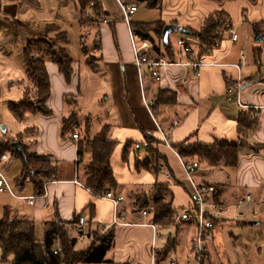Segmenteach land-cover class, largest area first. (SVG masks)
I'll return each mask as SVG.
<instances>
[{
  "label": "crops",
  "instance_id": "1",
  "mask_svg": "<svg viewBox=\"0 0 264 264\" xmlns=\"http://www.w3.org/2000/svg\"><path fill=\"white\" fill-rule=\"evenodd\" d=\"M78 2L0 0V140L12 143L20 137L29 152L47 158L58 168L57 176L46 182H52L47 185V200H37L32 206L10 196L11 204L0 205L10 208L15 219L34 222L39 240L44 238L47 224L67 223V230L75 241L74 250L80 251L81 245L86 249L93 234H105L103 229L111 226L114 207L111 202L85 189L82 183L84 165L90 160L91 153L86 152L83 163L78 165V144L84 140L93 141L107 128L109 141L116 145L110 164L118 187L112 191L125 198L120 210L128 224L111 228L115 234L114 246L108 251L107 259L112 261L111 264H152L154 253L157 264H187L193 258L195 227L155 224L152 215L145 218L140 212L133 211V201L138 195H145L151 201L153 187L162 184L169 188L170 194L165 198L172 201L173 214L186 210L190 206L191 187L174 147L238 141L239 121L250 115L258 123L240 138L245 141V147L241 149L238 167L201 164L195 177L199 183L215 184L218 191L214 200L226 210V219L217 224L213 242L209 245L206 264H264V110L257 118L253 110L242 109L237 103L227 101L229 86L241 78L244 103L264 105V41L255 42L257 32L253 29V25H259L264 30V0L254 4L248 0L221 3L215 0H159L160 9L155 8L159 15L155 22L198 30L210 15L225 12L231 28L225 30L217 47L200 54L202 60L217 62L216 66L207 67L200 79L182 86L179 81L184 76L191 77L190 70L171 67L163 72L161 81L154 80L146 72L143 87L134 65L120 3L100 0L102 9L113 19L110 24H104L102 17H95L93 5H90L88 13L92 22L81 27ZM133 29L137 41H143V34ZM230 30L238 35L237 42L231 41ZM178 34L175 44L170 36L172 46L184 38ZM85 35L89 37L85 38ZM37 40L46 41L53 47L54 55L47 52L38 58H44L50 80L51 96L46 106L51 115L27 113L19 120L10 111V106H19L35 91L28 78L25 52ZM149 41L153 49L147 53L153 57L166 56L157 40ZM83 49H86L85 53ZM60 51H64L72 62L69 79L56 63L61 59ZM232 64L243 65L238 71L229 66ZM143 89L151 112L143 101ZM164 90L173 92V102L165 96L159 102V94ZM73 112L77 114L78 122L63 132V120ZM157 125L168 135L173 150L164 144V135ZM87 126L89 133L85 130ZM76 133L78 140L72 138ZM146 136L159 140L156 148L166 160L170 179L162 170L155 173L137 168V164L156 163L147 149ZM135 144H141L143 148L137 150ZM0 167L14 191L24 196H37L31 182L22 191L16 186L15 179L23 171L19 160L11 158L8 163H0ZM248 193L254 200L239 210V201ZM4 194H0V201ZM44 204L48 208H43ZM239 211L244 216H254L248 222L234 221ZM80 217L85 218L88 225L83 232L75 226ZM251 221H257L258 225H249ZM151 224L156 226V233ZM175 239L176 243L171 244ZM167 248L170 252L165 257L161 252ZM1 257L0 250V264H9L2 263Z\"/></svg>",
  "mask_w": 264,
  "mask_h": 264
},
{
  "label": "trees",
  "instance_id": "2",
  "mask_svg": "<svg viewBox=\"0 0 264 264\" xmlns=\"http://www.w3.org/2000/svg\"><path fill=\"white\" fill-rule=\"evenodd\" d=\"M94 2L92 9L93 15L97 18L102 17V6L100 0H79L78 9L80 11L81 27L92 22V16L88 13L91 2ZM137 1L139 5L143 4L148 9L159 8V0H124V5H135ZM219 3L230 0H215ZM251 3H256L257 0H248ZM133 2V3H132ZM132 26L140 31L144 40H151L155 42L156 39L161 44V50L170 59H174L172 52V45L169 41L165 44L162 40V32L166 25L161 21L155 23H136ZM230 18L225 12H216L210 15L205 23L198 30L185 29L184 37L193 45L198 46L199 53L208 51L217 47L224 38V32L229 30ZM253 29L260 35L264 34L259 25H253ZM154 32L156 38H150L146 34ZM85 35V38H88ZM60 38V36H59ZM49 46V53L53 54V47L47 43L41 42ZM156 48V52L160 53V49ZM86 49H83V53ZM61 59L56 63L59 66L60 72L67 78L71 76L72 62L66 57L64 51H60ZM25 60L28 69V78L35 86L36 96L38 99L37 105L33 106L29 101H23L19 106H10V111L13 115L21 120L27 113H41L50 116L51 112L47 110V101L51 96L50 80L45 68L44 58L31 60L28 51L25 52ZM263 81V80H262ZM261 81V82H262ZM173 92L168 90L161 91L159 94V102L163 101L165 96L168 101H174ZM29 93L27 92V96ZM254 119V118H253ZM78 122L76 113H72L69 118L63 120L62 130L72 129ZM257 120H252L250 115L243 116L239 121V137L244 138L247 131L254 129L257 126ZM89 133V126L85 128ZM238 141H220L213 145H179L174 149L178 152L180 157L186 162H190L197 158L201 164L210 167H228L237 168L239 165V156L241 149L245 147V141L240 139ZM19 143L22 152L13 145ZM147 149L151 156L155 158L153 163L137 164V168H144L146 170L158 173L166 166V160L159 154L156 144L159 140L146 136ZM115 143L109 141V130L104 128L93 141L84 140L78 144V165L84 161L86 152L90 151L91 158L84 165V178L82 183L88 191L96 196L104 194L106 189H116L118 183L115 180L113 171L111 169V156L115 149ZM10 153L12 159L19 160L23 165L22 174L15 179V184L21 191L24 189L25 182L29 180L35 188L37 195L44 192V184L57 176V166L43 156L36 153H31L28 146L21 142L18 137L16 141L3 142L0 140V157ZM218 188L216 187V192ZM170 194L169 188L166 185L158 184L152 189L151 201L147 197H136L134 206L137 212H142L150 205H154V212L152 213L153 221L159 225H173V209L172 201H166V196ZM185 224V223H183ZM183 224H179L182 226ZM179 230V229H178ZM67 230V223L51 222L47 224L44 238L42 240L36 237L35 223L28 220H17L11 216L10 208H4V216L0 219V250L2 253L1 262L9 264H111L112 261L107 259V253L114 246V231L110 230L105 234H93L91 244L84 250H74L75 241L70 238ZM97 237V239H96ZM96 239V240H95ZM60 246L61 252L55 254L54 250ZM170 250L164 249L161 254L166 255ZM11 259V260H10ZM157 264V260H155Z\"/></svg>",
  "mask_w": 264,
  "mask_h": 264
},
{
  "label": "built area",
  "instance_id": "3",
  "mask_svg": "<svg viewBox=\"0 0 264 264\" xmlns=\"http://www.w3.org/2000/svg\"><path fill=\"white\" fill-rule=\"evenodd\" d=\"M121 5V11L123 14V21L126 23L130 42L134 54V65L137 68L140 84L143 87L144 77L146 72L156 81H161L163 78V72H166L171 67L183 68L185 70H190L191 77L184 76L180 79L179 83L182 86L188 85L192 80H198L201 78L204 70L210 66H216L217 62H208L202 60L200 53L195 46L187 41V39L180 38L177 40L176 45L172 46V52L174 54V59L168 58V56H156L153 57L149 53V50L153 49V44L148 40L137 41V35L134 32L131 17L138 11L136 5H124L120 0H117ZM93 7L94 4L92 3ZM102 22L104 24H110L113 22L112 17L106 10L102 11ZM231 41L237 42L238 35L230 30ZM158 46L161 44L158 42ZM243 64H232L229 65L236 70H240ZM180 92V91H177ZM243 82L241 78L231 84L227 91V101L235 102L237 105L245 110H253L255 116L259 118L261 111L264 110V105L248 106L243 101ZM143 101L145 102L149 112H151V107L147 103L146 97L144 95L143 89ZM178 123V122H177ZM159 132L162 130L157 125ZM164 135V144L167 148L173 150L169 140L168 135ZM74 140L79 139V135L76 133L72 137ZM143 148L141 144H135V149L140 150ZM178 154V153H177ZM179 156V155H178ZM11 160L10 153H5L0 157V163H8ZM179 160L185 170L186 180L189 182L191 187L190 194V206L179 213L173 215V220L177 224H189L195 227V238L193 241V258L187 264H206L207 257L209 255V245L213 242L214 232L216 230L217 224L222 220L226 219L225 208L214 200V195L216 193V186L210 182L199 183L196 179V173L201 169V163L198 160H191L186 162L179 156ZM167 178H171L170 170L167 168H162ZM29 182V180H27ZM52 182L44 184V192L37 196H24L17 194L9 183L5 173L0 167V194L7 193L11 197L17 200L26 201L29 205H35L37 200H47L48 191L47 185ZM98 197L103 200H107L112 203L114 207V217L111 226L104 228V233L111 230V228L120 225H128L121 213V204L125 201V198L121 195H116L111 189H106L104 194ZM254 200L253 195L248 193L244 199H242L238 204V209L240 210L244 204L252 202ZM43 208H48L47 204L43 205ZM154 212V205H150L148 208L141 212L143 217L151 216ZM254 214L250 216H244L240 211L234 216V221H245L248 222L252 219ZM79 232L85 231L87 228V221L85 218L80 217L75 224ZM150 227L156 233V226L151 224ZM61 248L59 245L54 250L55 254H59ZM155 254L152 255V264H155Z\"/></svg>",
  "mask_w": 264,
  "mask_h": 264
},
{
  "label": "rangeland",
  "instance_id": "4",
  "mask_svg": "<svg viewBox=\"0 0 264 264\" xmlns=\"http://www.w3.org/2000/svg\"><path fill=\"white\" fill-rule=\"evenodd\" d=\"M122 2H124V0H121ZM135 2V5L137 6V7H139V11H138V13L136 14V15H134V16H132L131 17V19H132V23H133V25L134 24H136V23H144V24H149V23H152V22H155V20H157V17H158V13H157V10H150V9H148L145 5H143V4H141V5H139L138 4V2L137 1H134ZM92 3L93 4H95L93 1L90 3V5H92ZM133 3V2H132ZM131 5V4H130ZM103 11V10H102ZM223 30H226V29H223ZM147 34H149L151 37H153V39H154V32H149V33H147ZM179 36V34L178 33H175V34H172L171 35V41H172V43L173 44H175V40H176V38ZM154 40H156V39H154ZM41 42H44V43H47L46 41H43V40H37V41H35V42H33L32 44H30V46L28 47V55H29V57H30V59L32 60H36V59H38V58H40L42 55L41 54H45V53H47V52H49V46H47V45H45V44H43V43H41ZM157 43H158V41H157ZM48 45H50L49 43H47ZM51 46V45H50ZM37 98V96H36V91H33L32 92V95H30V97H28L27 98V100L26 101H29L33 106H35V105H37V102H38V99H36ZM27 184H31L30 182H25V186L27 185ZM24 186V187H25ZM29 186V185H28ZM17 194H20V195H22L21 193H18V191H15ZM137 198L138 197H141V198H143V197H146L145 195H138V196H136ZM150 197V196H149ZM13 198V197H12ZM11 197H10V195L9 194H4V195H1V201H0V203H1V205H4V204H8V203H10L11 204ZM241 201V200H240ZM239 201V202H240ZM133 202H135V201H133ZM0 205V219L1 218H3V216H4V211L2 210V209H4L2 206ZM132 209H133V211H136V209H135V206H134V204H133V207H132ZM137 212V211H136ZM177 223H175V226L176 227H178L179 226V224H177ZM186 224V223H185ZM174 225V224H173ZM172 225V226H173ZM112 231V230H111ZM100 235V234H99ZM70 236V235H69ZM70 238H71V236H70ZM96 239H97V237H96ZM95 239V240H96ZM176 239L174 240V241H170L171 242V244H175L176 243ZM90 244H91V242H90ZM80 250H84L85 248H84V246L83 245H81L80 246V248H79ZM152 255H154V253L152 254Z\"/></svg>",
  "mask_w": 264,
  "mask_h": 264
},
{
  "label": "water",
  "instance_id": "5",
  "mask_svg": "<svg viewBox=\"0 0 264 264\" xmlns=\"http://www.w3.org/2000/svg\"><path fill=\"white\" fill-rule=\"evenodd\" d=\"M175 33H180V34L184 35L186 33V30L182 29V28H179L176 25H166L164 27V29H163V32H162V40H163V42L165 44H168L169 41H170V36L172 34H175ZM254 40H255L256 43H262L264 41V34L260 35L259 33H256L255 37H254ZM13 145L19 150L20 153L22 152L19 143L15 142V143H13ZM249 225L257 226L258 222L257 221H251L249 223Z\"/></svg>",
  "mask_w": 264,
  "mask_h": 264
}]
</instances>
